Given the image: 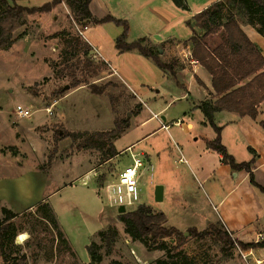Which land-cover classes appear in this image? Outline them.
I'll return each mask as SVG.
<instances>
[{
    "label": "rangeland",
    "instance_id": "374dc122",
    "mask_svg": "<svg viewBox=\"0 0 264 264\" xmlns=\"http://www.w3.org/2000/svg\"><path fill=\"white\" fill-rule=\"evenodd\" d=\"M50 1L11 0L18 6L28 7H39ZM102 1L109 12L105 16L94 0V19L109 16L125 21L127 44L144 40L142 46L154 49L159 59L173 68L174 74L185 69L188 75L194 65L190 64L188 56L191 49L184 44L176 51L178 45L173 42L187 41L191 31L186 22L195 15L192 14L202 5L219 0H184L185 9L177 8L171 0ZM55 8L46 15L27 16L25 25L13 34L11 48L0 51V198L3 201L0 222L2 206L18 211L59 186L64 184L66 187L59 195L48 197L47 203L12 221L10 233L0 245V264H3L2 254L9 263L25 256L24 264H159L161 261L167 264H220L228 260L234 254L235 246L219 225L203 230L206 233L203 237H197L203 231L187 229L203 225L202 220L213 215L211 195L197 176L193 179L183 158L178 162V156H167L172 147L167 133L160 130L133 146L134 149L124 150L162 123L163 115L157 112L159 106L164 107L166 95L156 92L167 84L163 83V71L145 57L127 53L117 61L118 76L113 77L109 66L85 38L95 41L96 45L109 47L122 33V27L109 22L90 23L83 38L79 35L83 25L75 22L66 3L63 1ZM237 19L244 23L242 18ZM223 37L222 30L209 36L208 45L214 48ZM260 41L264 56V39ZM76 80L86 84L71 88ZM140 86L148 87L145 90L146 107L135 118L140 105L130 94L139 93ZM164 89L171 91L166 86ZM152 95L159 96L157 106L148 102ZM61 98L55 108L63 112L64 118L57 122L58 125H51V114L56 111L51 107ZM16 106L28 109L32 113L30 118L18 119L13 111ZM45 109L49 114L44 113ZM183 109L185 104L177 102L166 109V114L169 119H174L185 112ZM43 118L49 120L42 121ZM41 121L40 126H34ZM69 122L73 129L81 130L73 133L78 134L74 139L68 136L71 134L67 127ZM176 122L180 123V120ZM18 124L30 144L37 141L33 132L36 128L40 147L35 160L37 170L43 173L40 177L31 170L27 172L29 165L19 166L28 157L25 150L13 145L14 138L22 139L15 129ZM118 127L125 131L117 139L109 142L90 139V136L108 133ZM171 134L177 141L184 138L176 128ZM111 146L119 152L112 159L109 158ZM153 149L160 154L159 163L151 159L148 171L139 179V201L124 213L141 205L153 212L164 213L168 224L165 227L183 229L179 232L184 243L179 249L174 239L163 241L165 251L161 249V241L153 244L150 238L132 240L119 220V208L110 206L105 200V187L116 180L122 169L131 165V156L138 157L143 152L149 155ZM240 157L238 154V159H242ZM56 159L61 163L52 173L48 172ZM99 162L103 164L91 170L87 179L84 176L76 179L80 172ZM160 181L166 185L161 203L155 197ZM82 183H85L84 187ZM21 233L28 238L17 244L16 237ZM91 245L100 257L98 263L91 260L88 252Z\"/></svg>",
    "mask_w": 264,
    "mask_h": 264
},
{
    "label": "crops",
    "instance_id": "0c3cea01",
    "mask_svg": "<svg viewBox=\"0 0 264 264\" xmlns=\"http://www.w3.org/2000/svg\"><path fill=\"white\" fill-rule=\"evenodd\" d=\"M7 1L11 2V0ZM93 1L94 0H90L89 3V11L91 16H94L92 14L93 8H95ZM95 1L99 4L101 10L106 16V13L109 12V10L104 5L103 1ZM208 6L210 5H202L200 9H198L192 15L196 14L201 9L203 11ZM55 9L56 8H54L51 12L55 11ZM46 14L40 15L42 16ZM239 25L249 40L254 45H256V47L262 53L260 40L263 37L260 36L254 28L246 25L245 23H240ZM88 31L89 29L87 28L85 32ZM256 33L261 38H259ZM188 40L182 43L173 42L178 45L175 50L178 51L180 45L184 44H186L187 47L189 45L191 49V45L189 44ZM85 41L92 49L96 50L102 61L109 66L110 70L113 72L111 74L113 77L118 76L117 70H119V64L117 61L120 60L123 55H126L127 53H137V55L142 56L137 51H118L115 47V41L111 43L109 47L96 45V42L90 41V39L88 41L85 38ZM156 42L165 43V41ZM205 42L208 45V38L205 40ZM208 47H210V45H208ZM190 52L191 50L188 53L190 54ZM146 60L149 59L146 58ZM190 60L194 61L191 57ZM194 62L195 64L190 67L191 70L188 75L185 69H181L179 74H175L173 77L168 74L167 71L162 70L163 72L161 74L164 80L163 83L170 84L162 85L163 87L156 92L157 95L160 92L166 95L164 107L159 106L157 112V114L159 113L163 115L161 117L162 123H160L158 128H156L154 131H151L142 139L139 138L133 143L129 144L124 150H128L129 148L134 149L135 145L141 143L146 137H149L160 130L165 131L172 143V147L167 153V156L170 158L173 156H178V162H180L183 158L184 162L186 163L187 170L191 172L193 179L195 180L197 176L200 184L209 188V195H211V214L213 213V215H211L210 218H207V220L204 218L202 220L203 225L198 227L191 226L187 229L193 228L197 229L198 231H203L214 226L215 224L220 226V230L230 238V240L233 242V245L235 246L233 248L234 254L228 260L220 264H264V193L261 191V189H264V130L260 127V122L264 121V101L258 106V115L255 120H252L248 117L241 118L236 113H231L228 111L217 112L213 115V122L215 126L221 130L220 142L225 148L226 154L232 157L236 164L249 163L250 161L252 162L250 166V173H247L244 170L233 171L227 164L223 162V157L221 154L209 149L207 146L208 142H212L216 138V133L212 127L208 125L203 113L199 109V106L203 102H214L216 100V96L211 87V76L196 61ZM247 81L248 79L244 81V83ZM244 83L242 82L240 85ZM164 86L170 88L171 91H167V89L165 90ZM146 88L148 87L140 86L138 90L139 93L136 94L132 92V94H130L132 99L136 101V104L140 105L138 112L136 115H134L135 118H138L143 108L146 107ZM157 95H152V97L149 98L150 101H147L150 104H156L157 106V101L159 99V96ZM62 99L63 98L55 101L53 104L54 106L51 108L56 109L55 107L59 102H61ZM177 102H183L185 104V109H183L185 112H183L181 116L179 115L180 117L169 119V116L166 114V109L168 107L174 106ZM46 110L48 109H45L44 113L49 114L46 112ZM62 114L63 112L61 113L59 109H56V111L54 110L50 118L51 125H58L57 122L64 118V115ZM153 116L157 117L156 114ZM24 119L28 118H23L20 120ZM47 120L49 119H42V121ZM179 120L180 124L176 125V121ZM42 121L38 124H35L34 126H40ZM67 127L70 133H77L81 131L78 129H73L70 122L68 123ZM173 128H176L181 133V137L184 138H181V140L177 141L171 134V130ZM15 129L16 132L19 131L18 133L21 135L22 139L17 141L14 138L13 145L25 150L26 156L28 157V159L23 163H20L19 166L23 167L24 165H29L30 169L27 170V172L31 170L40 177V175H43V173L37 170L38 166L36 165L35 160L39 150L38 147H40L38 143V136L35 134L36 128H34L33 132L37 138V141H32L33 143L31 142V144L29 140L26 139V134L22 133L23 131L21 128H19V124ZM197 129L199 131L195 133ZM192 132L194 133L190 136V133ZM115 151L119 153L116 148ZM238 154L242 156L240 157L242 159H238ZM139 155L142 156L144 161V172L148 171L149 164H151V159L157 161L156 164H158L160 160V154L154 149L152 150V153H149V155L144 152L140 153ZM56 158H59L58 155H56ZM56 160L57 161L51 165V169L48 172L52 173L53 170L58 167L57 165L61 163L59 159ZM102 164L103 163L99 162L97 165H90L88 168L80 172L76 179L80 178L81 176H90L91 170L98 168V166ZM250 174L252 178L250 177ZM87 178L88 177L85 179ZM81 185L84 187L85 183H82ZM65 187L66 185L63 184L55 188L53 191L48 193V195L40 197L39 201L30 202L26 207L18 211L13 209L10 210L6 206H2V208H5L13 214H17L19 216L39 207L42 204L47 203L48 197H55L59 195L65 189ZM156 188L160 189V199L157 202L161 203L163 202L166 194V185L163 181H160L158 182V186ZM1 202H3L2 198H0V204L2 205ZM165 225H168L167 218ZM182 230L183 229L178 231ZM258 235H261L262 237L258 239ZM248 244L253 245V247H240L241 245Z\"/></svg>",
    "mask_w": 264,
    "mask_h": 264
},
{
    "label": "trees",
    "instance_id": "16d2710c",
    "mask_svg": "<svg viewBox=\"0 0 264 264\" xmlns=\"http://www.w3.org/2000/svg\"><path fill=\"white\" fill-rule=\"evenodd\" d=\"M63 1L79 25L109 22L122 27V33L115 40V47L118 51H137L143 57L151 60L160 70L168 71L172 77L175 75L173 68L163 63L154 49L142 46L144 40L132 44L126 43L128 27L125 21L109 16L101 20L94 19L89 11L90 0H51L39 7H23L7 0H0V5H2L0 10V51H7L11 48L14 43L13 34L25 25L27 16L49 13ZM171 1L177 8L185 9L184 0ZM225 12H227L226 16H224ZM237 17L242 18V22L254 28L264 38V0H219L195 14L186 22V25L191 31L188 40L191 45L190 57L211 76V87L216 96L214 102H203L199 106L208 125L216 133V138L212 142H208L207 146L221 154L223 162L233 171L244 170L250 173L251 161L236 164L233 158L226 154L225 148L220 142L221 130L213 122L214 113L221 111L236 113L241 118L248 117L255 120L258 115V106L264 101V56L242 31ZM221 30L224 33L221 43L213 49L209 48L205 40L209 36L217 35ZM247 79L248 81L244 83ZM242 82L244 84L240 85ZM80 84H86V82L76 80L71 88ZM260 127L264 130V121L260 122ZM124 131L118 127L117 130L108 133L90 136V139L98 138V140L104 139L109 142L111 139L119 138ZM68 136L74 139L78 134L71 133ZM90 139L88 141L92 142ZM117 154L111 146L109 158L112 159ZM261 191L264 193V189ZM1 213L3 218L0 222V245L10 233L12 221L18 217L17 214H13L5 208L1 209ZM119 220L124 224L125 233L134 241H143L146 238H150L153 244L161 241V249L164 251L166 250L163 247L165 239H174L178 242V249L184 243L181 232L172 227H165V216L161 212H153L149 207L141 205L134 211L119 214ZM205 234L204 231L200 232L197 237H203ZM219 236L221 235L219 234ZM93 247V245L88 247V252L91 260L98 263L100 257L95 253ZM240 247L251 248L253 245H241ZM2 259L3 264L25 263V256L19 257L14 263H9L4 254H2ZM158 263L167 264L165 261ZM111 264L120 263L112 262Z\"/></svg>",
    "mask_w": 264,
    "mask_h": 264
},
{
    "label": "built area",
    "instance_id": "2783aa9c",
    "mask_svg": "<svg viewBox=\"0 0 264 264\" xmlns=\"http://www.w3.org/2000/svg\"><path fill=\"white\" fill-rule=\"evenodd\" d=\"M87 30V25L82 26V30H79L80 37L84 38V31ZM190 57V54L188 55ZM187 56V57H188ZM190 64H195L190 60ZM49 113V110H46ZM14 114L17 118H29L31 113L28 109L21 106H16ZM180 123L176 122V125ZM145 170L144 162L141 155L131 156V165L122 169L116 177V180L105 187V200L112 207H123L125 210L129 209L139 201V179L143 175ZM262 236L258 235V239Z\"/></svg>",
    "mask_w": 264,
    "mask_h": 264
},
{
    "label": "water",
    "instance_id": "95a60500",
    "mask_svg": "<svg viewBox=\"0 0 264 264\" xmlns=\"http://www.w3.org/2000/svg\"><path fill=\"white\" fill-rule=\"evenodd\" d=\"M155 197H156V201L160 199V189L159 188L155 189ZM118 210H119V214H123L125 212V209L123 207H120Z\"/></svg>",
    "mask_w": 264,
    "mask_h": 264
},
{
    "label": "bare ground",
    "instance_id": "6f19581e",
    "mask_svg": "<svg viewBox=\"0 0 264 264\" xmlns=\"http://www.w3.org/2000/svg\"><path fill=\"white\" fill-rule=\"evenodd\" d=\"M24 235H25L24 233H21V234H18V235H17V237H16V243H17V244H21V243H23V242L28 238V237H27L26 239H23ZM18 238L21 239V242H17Z\"/></svg>",
    "mask_w": 264,
    "mask_h": 264
},
{
    "label": "clouds",
    "instance_id": "9594fccd",
    "mask_svg": "<svg viewBox=\"0 0 264 264\" xmlns=\"http://www.w3.org/2000/svg\"><path fill=\"white\" fill-rule=\"evenodd\" d=\"M26 238H27V235L25 234L24 237H23V239H26ZM17 242H21V239L18 238Z\"/></svg>",
    "mask_w": 264,
    "mask_h": 264
}]
</instances>
